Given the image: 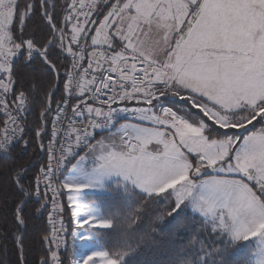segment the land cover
I'll list each match as a JSON object with an SVG mask.
<instances>
[{
	"label": "snow or ice",
	"instance_id": "6c2138e0",
	"mask_svg": "<svg viewBox=\"0 0 264 264\" xmlns=\"http://www.w3.org/2000/svg\"><path fill=\"white\" fill-rule=\"evenodd\" d=\"M3 174L21 264H264V0H0Z\"/></svg>",
	"mask_w": 264,
	"mask_h": 264
},
{
	"label": "trees",
	"instance_id": "16d2710c",
	"mask_svg": "<svg viewBox=\"0 0 264 264\" xmlns=\"http://www.w3.org/2000/svg\"><path fill=\"white\" fill-rule=\"evenodd\" d=\"M31 119L32 117H29V120ZM29 152H31V148L29 149ZM8 180L9 176L7 174L0 175V264H21L20 250L18 249L16 242V236L18 233L15 230L12 219L15 206L11 202L12 196L7 189ZM87 199L96 202H107L106 197L101 194L88 195ZM63 204L66 208L67 204L64 199ZM33 210L34 206L30 205L29 208L25 209V213L28 214ZM45 220L46 215L39 220L33 219L29 221V228L24 237V264H38L39 258L43 255L45 245L40 242V233ZM65 221L68 228V250L65 255L71 257L75 247L74 232L77 226H75L72 221L70 211L65 212ZM205 239H208V237L205 236ZM168 244L169 237L167 234L160 235L154 243L150 241L147 246L144 247V251L139 257L142 264H145V262L151 264L153 261H164L166 259Z\"/></svg>",
	"mask_w": 264,
	"mask_h": 264
},
{
	"label": "rangeland",
	"instance_id": "374dc122",
	"mask_svg": "<svg viewBox=\"0 0 264 264\" xmlns=\"http://www.w3.org/2000/svg\"><path fill=\"white\" fill-rule=\"evenodd\" d=\"M46 159V158H45ZM95 194H99V193H95ZM89 195H94V194H89ZM66 200H67V197H66ZM68 202V201H67ZM75 224V223H74ZM75 226H77L76 224H75ZM78 227V226H77Z\"/></svg>",
	"mask_w": 264,
	"mask_h": 264
},
{
	"label": "crops",
	"instance_id": "0c3cea01",
	"mask_svg": "<svg viewBox=\"0 0 264 264\" xmlns=\"http://www.w3.org/2000/svg\"><path fill=\"white\" fill-rule=\"evenodd\" d=\"M63 199L65 200V203L67 204L68 202H67V200H66V196H64Z\"/></svg>",
	"mask_w": 264,
	"mask_h": 264
}]
</instances>
